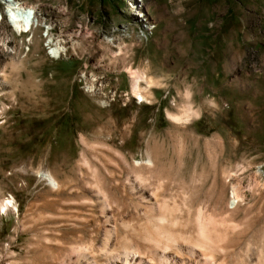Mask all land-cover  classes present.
I'll use <instances>...</instances> for the list:
<instances>
[{
	"label": "rangeland",
	"instance_id": "374dc122",
	"mask_svg": "<svg viewBox=\"0 0 264 264\" xmlns=\"http://www.w3.org/2000/svg\"><path fill=\"white\" fill-rule=\"evenodd\" d=\"M8 1L29 9V33ZM41 66L54 102L25 116L3 95ZM124 67L153 81L146 100ZM5 202L0 264H74L70 244L137 258L164 211L170 232L216 244V264H264V0H0ZM189 242L166 264H194Z\"/></svg>",
	"mask_w": 264,
	"mask_h": 264
},
{
	"label": "bare ground",
	"instance_id": "6f19581e",
	"mask_svg": "<svg viewBox=\"0 0 264 264\" xmlns=\"http://www.w3.org/2000/svg\"><path fill=\"white\" fill-rule=\"evenodd\" d=\"M6 14H7L9 24L13 27V29L15 30L17 34L21 36L23 34H27L30 32L31 23L27 18V15L29 14L28 8H26L20 3L8 1L6 4ZM104 52H105L104 56L107 55L108 57H110V62H111L110 66L111 67L116 66L118 62V58L114 57V55L116 54L114 51L111 50V47L108 46L106 50H104ZM119 52H122V49H119ZM56 53L57 52L53 53V57L57 55ZM31 69L33 72L31 74L29 73L27 74L26 73L27 70H24L23 68L21 69L19 73H17L16 75H13V78H12L13 81L11 80L13 91L10 94L3 95V97L9 100L12 99V101L16 103L14 105L16 106V109L18 110L22 109L21 110L22 114L25 116H45L46 114L45 105L54 102V99L50 96V93H49L51 82L47 78L46 67L41 66L40 68H38L40 71V74L38 75V77H40L41 80L39 81V83L37 82V84L33 83L31 80V76L34 75L36 68L31 67ZM123 69H126L130 76L132 95L134 97L140 98L142 101L146 100V95H143L142 91L140 90L141 89L140 86L143 83L148 88H150L153 84V81L140 71H133L131 68H127V67H124ZM56 76H57L56 74L53 75V80L56 78ZM45 178H47L49 183L52 184L53 186L56 185L50 175L49 176L47 175ZM234 196L237 199L238 196H236L235 193H234ZM8 204L9 202H5V205H1L0 209L7 208ZM167 215L168 214H166L164 211L162 213H159L158 215L156 214L155 216H151L150 221L152 224L150 223L151 225L145 228V232L142 235L141 234L138 235V237H140L139 238L140 242L145 243V245L142 244L143 246L141 247L137 246V249H136L137 254H138L137 258L134 256L132 257L128 256L127 254L123 256L122 255L115 256L114 254L109 253L110 256L106 264H145L144 262H148L146 264H166V262L164 261L165 258L163 257L164 252L172 253L173 252L172 248L178 244L180 245L181 240L183 243H188L189 240L191 241V243L189 242V244L192 245L191 250H190V256L192 257L191 259L193 260L192 262L194 264H216V259H217L216 258V255H217L216 254L217 252L216 244L212 243V241L210 242L209 238L205 234H202L203 233L202 230L200 231L199 233L200 236H198L197 240L196 238L195 240L193 239L187 240L184 237H182L181 234L177 235V234H174L173 232H170L168 230L169 228L166 229L165 226L162 224L163 222L169 219ZM201 236H202V239H199V237ZM140 248H143L145 250V253L144 251H140ZM59 249H60L59 250L60 254H63L64 256L65 254L64 252L66 249H64V247H61ZM77 249L79 248L70 244L69 252H68L70 253L69 256H72L70 258V262H73L74 264H83V263L84 264H102L100 263L99 257H96V255L93 254L94 251L92 252L91 255H89L90 257L87 258V256L83 255ZM174 250L176 251V247ZM102 252H104L106 256L108 255V252L110 251H108L107 253L105 251H102ZM172 255L174 256V254ZM144 258H148L149 260L148 261L144 260ZM179 264H184L183 261H181V259H180Z\"/></svg>",
	"mask_w": 264,
	"mask_h": 264
}]
</instances>
